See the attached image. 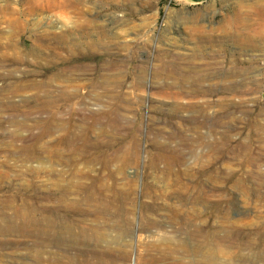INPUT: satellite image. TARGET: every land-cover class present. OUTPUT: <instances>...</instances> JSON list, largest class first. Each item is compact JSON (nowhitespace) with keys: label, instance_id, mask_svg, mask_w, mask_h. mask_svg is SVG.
Wrapping results in <instances>:
<instances>
[{"label":"rangeland","instance_id":"1","mask_svg":"<svg viewBox=\"0 0 264 264\" xmlns=\"http://www.w3.org/2000/svg\"><path fill=\"white\" fill-rule=\"evenodd\" d=\"M252 2L0 0V222L26 224L0 235V264H264V135L253 123L264 90L243 97L220 84L197 97L214 107L215 123L241 119L205 137L196 110L179 109L188 100L158 76L167 64L181 81L198 66L200 74L260 73L243 90L262 85L264 28L224 29ZM120 82L122 100L112 91ZM80 127L94 141L104 133L97 143L117 157L118 175L91 161L92 149L84 156L92 170L69 174V138ZM81 185L115 197L112 208L99 216L70 207L82 204ZM12 208L26 215L12 220Z\"/></svg>","mask_w":264,"mask_h":264},{"label":"bare ground","instance_id":"2","mask_svg":"<svg viewBox=\"0 0 264 264\" xmlns=\"http://www.w3.org/2000/svg\"><path fill=\"white\" fill-rule=\"evenodd\" d=\"M196 2H199V0H196ZM229 2L230 0H225L226 6H229ZM250 8V12L248 13L246 12H240V13H236L234 14V17H232L229 20H225V24H224V29L225 31H227V33H236L239 32L241 30H246L249 28V26L258 23L260 25V27L264 28V0H253L252 4L249 5ZM210 14H212V10L210 9L207 12V15L209 16V18L212 20L214 18V16H210ZM204 20V16L202 17ZM115 20H107L106 23L108 24H116ZM213 22L210 21V23H204L207 24L208 26H213L212 24ZM252 23V24H251ZM203 29V27H201ZM194 30L196 31H200V28H194ZM203 63V62H202ZM180 64H183V61L180 62ZM204 65L206 67H208V65L210 66L209 62H205ZM169 65L164 64V68H165V73H160L158 76L164 78L163 80V86H174L177 88V96L180 99H184V100H188L187 103L183 104L179 109L183 110V111H187V110H192L195 109V113H197V115L193 118V121H195V125H196V129L197 130H203V134L205 137H208L210 132L212 131V127L217 125L220 126H224V122L226 123V125L228 126L229 124H235L238 120V118H229L228 120L225 119V121H223L224 118H220L216 123L213 120V112L214 111L211 106V104L207 103V102H202V103H195L194 100L199 97V96H208L211 94V92L213 91L214 88L218 87L220 84H224L221 87H223L225 89V91H231V90H235L236 92H234V94H238L243 95V97H248L251 94H256L259 89H263L264 90V83L262 85L257 84L255 87H250L247 89L243 90V87L246 86L245 83L247 81H250V78H255L252 82L258 81L260 80V73L256 74V73H243V75H239L236 74L235 72H230L227 74H223V73H214V74H200V72L198 71V66L193 67V69L190 71L192 74H194L195 76L192 78H186L183 80H176L175 82L174 77H173V72L171 71L170 68H168ZM260 69H256L255 71H258ZM264 77V74H263ZM167 81H171L169 84H166ZM264 82V80H263ZM227 83V84H226ZM113 94L114 96L118 99V100H122V96L123 91V83L120 82L116 85H114L113 87ZM132 93V92H131ZM123 106H128L127 104H121V107ZM115 109V108H114ZM112 109V110H114ZM217 112H220V114H223L226 112L224 110L223 107H219V109L216 110ZM3 112V110H0V115ZM260 118H256V121L253 122L256 132H258L260 135H264V111L260 113ZM12 124V123H11ZM226 128V127H224ZM227 130H231L228 129ZM93 133L92 129L90 128H84V127H80L77 131H73L71 133L72 137L69 138L70 143L72 145V152H70L68 155V160H67V167H68V172L70 175L72 176H84L86 174V168L88 166L84 165V156L85 154H87L88 149H92L94 152V157L91 161H98V163L100 164L101 169L106 172L107 174H109L110 177H114L116 175H118V169L112 165L113 161L117 160V157H114L112 159L105 157L104 155L106 154L105 152L107 151V149L109 148V146L107 145L105 149L102 148L101 145H99L97 143V140L99 138V136H104V133L101 132L98 136L96 141H94V139H92L93 137ZM230 132H225L223 134V138L222 139H227L229 137ZM9 137L12 139V142H17L19 140L17 133H15L14 131L10 132ZM56 162H53L50 166L49 171L51 172V174L55 175V177H59L60 174H58V169L56 167ZM89 170H92V167H88ZM60 180L55 181L54 185H57V182H59ZM84 191V193L86 194L85 197H82L79 201L82 203L80 204L78 201H76L75 199V204H72L70 207L72 208H78L81 205L88 207H95V208H99V216L105 215L108 210H110L113 206V204L115 203V197H111L108 198L107 196L104 195V193L101 190H95V188L93 186H84L81 185L77 188L76 194L77 195H81L82 192ZM70 192V191H69ZM68 192V193H69ZM64 193H67L66 191H64ZM64 198H61V200H63ZM11 204V200H6L4 202V207L5 209H9L11 210L10 207ZM67 205V203H66ZM12 217L11 219H17L20 218L21 215H26V213H21L20 210L17 209H13L12 208ZM0 217H2L3 219L5 218L4 213L0 212ZM26 217V219H28L27 216H23ZM30 220L28 219L27 222L28 223ZM26 229V224H21L18 226H13L12 224L8 225H3L0 222V235H10L14 232H24ZM98 242H100L98 240ZM56 245H60L63 244L65 246V244L63 242L60 241H56L55 242ZM37 253L39 257H42L46 251L45 249L42 247V249H37Z\"/></svg>","mask_w":264,"mask_h":264}]
</instances>
